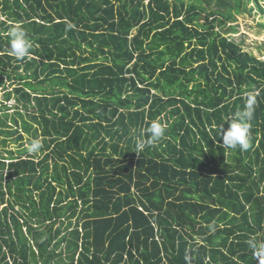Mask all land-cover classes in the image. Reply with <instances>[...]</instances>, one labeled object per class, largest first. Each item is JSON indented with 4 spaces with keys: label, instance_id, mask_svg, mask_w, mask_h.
Wrapping results in <instances>:
<instances>
[{
    "label": "trees",
    "instance_id": "obj_1",
    "mask_svg": "<svg viewBox=\"0 0 264 264\" xmlns=\"http://www.w3.org/2000/svg\"><path fill=\"white\" fill-rule=\"evenodd\" d=\"M211 1L0 0V264H264V62L228 37L249 0Z\"/></svg>",
    "mask_w": 264,
    "mask_h": 264
},
{
    "label": "clouds",
    "instance_id": "obj_2",
    "mask_svg": "<svg viewBox=\"0 0 264 264\" xmlns=\"http://www.w3.org/2000/svg\"><path fill=\"white\" fill-rule=\"evenodd\" d=\"M32 49V43L27 38L26 33L20 28H14L10 40V53L18 59L29 57ZM250 99L241 111H237L234 116L227 120L228 127H222L220 137H222V146L226 149L239 148L241 151H247L250 148L251 130L250 121L253 118V100ZM147 138H143L145 133H141V138L137 139L134 150L139 154L147 146H151L164 138L166 129L159 122L153 121L145 130ZM42 145L39 140L34 139L27 150L35 153L41 149Z\"/></svg>",
    "mask_w": 264,
    "mask_h": 264
},
{
    "label": "rangeland",
    "instance_id": "obj_3",
    "mask_svg": "<svg viewBox=\"0 0 264 264\" xmlns=\"http://www.w3.org/2000/svg\"><path fill=\"white\" fill-rule=\"evenodd\" d=\"M213 1V0H212ZM211 1V2H212ZM260 5V6H259ZM217 5H214L216 7ZM262 8V10L260 9ZM224 10V9H223ZM264 1L260 2L259 4L255 0H249L246 2V8L244 12L236 17L234 23H228L227 26H233L236 28L237 32L234 34H229L232 40L242 46L245 52L253 54L261 61L264 62ZM6 19L4 16H0V21ZM202 23L204 21H201ZM14 83H7L6 87L0 90V99L5 101V92L7 90L13 89ZM11 104H15V101H10ZM14 106V105H11ZM11 109V108H10ZM15 149V145H7L4 148L0 145V152L8 156L6 150ZM42 150L40 149L38 152L29 154L34 156L36 159L40 158ZM198 239V238H197Z\"/></svg>",
    "mask_w": 264,
    "mask_h": 264
}]
</instances>
